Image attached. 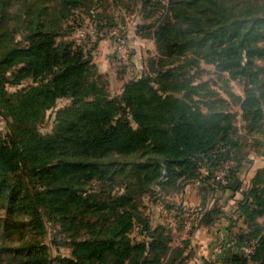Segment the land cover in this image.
Returning <instances> with one entry per match:
<instances>
[{"label":"trees","instance_id":"obj_1","mask_svg":"<svg viewBox=\"0 0 264 264\" xmlns=\"http://www.w3.org/2000/svg\"><path fill=\"white\" fill-rule=\"evenodd\" d=\"M135 1L151 21L140 29L158 56L112 95L95 47L68 39L80 25L78 11L96 17L97 0H0V116L7 127L0 133V264H187L190 242L176 245L168 224L143 218L135 193L159 188L165 197L197 180L210 204L200 223L236 216L247 226L232 236L237 247L253 249H226L218 263L264 264V167L247 188L241 179L245 147L264 136V0ZM189 55L191 64H214L243 82L244 95L227 91L240 113L215 91L195 98L205 83L175 66ZM62 98L69 104L57 111L52 133H42L40 123ZM228 161L234 165L223 187L213 179ZM117 175L125 179L122 192L115 191ZM60 247L70 255H54Z\"/></svg>","mask_w":264,"mask_h":264},{"label":"rangeland","instance_id":"obj_2","mask_svg":"<svg viewBox=\"0 0 264 264\" xmlns=\"http://www.w3.org/2000/svg\"><path fill=\"white\" fill-rule=\"evenodd\" d=\"M77 14L80 16L78 17L80 25L68 39L75 41L79 45H86L87 49L95 47L93 49L94 62L103 79L107 81L108 91L112 95L122 93L123 86L127 81L140 77L148 70L149 57L158 56L154 40L144 36L148 30L140 29V26L148 25L151 21L143 18L139 2L137 3L135 0H97L94 10L96 17L94 19L85 13H79V11ZM75 24L77 25V22ZM99 25H102L103 29L98 30ZM122 48L124 50L123 53L121 52ZM190 57L191 55L182 57L181 61L177 62L175 66L183 65V74L187 78H192L195 84L205 83L204 89L207 92L200 91V94H196L195 98L198 100L202 99L201 95L207 97L209 91H215L217 93L216 96L223 97L230 102L233 111L240 113L238 106L234 105L232 107L233 100L229 97L227 91L244 95L245 86L243 82L231 79L228 73L221 72L214 64L206 63L202 60L191 64ZM29 84L28 80L19 86L8 85V88L9 90L17 91L27 87ZM69 102L70 100L66 98L59 99L56 106L47 111L46 118L39 125L42 133H52L57 111L69 104ZM237 125L241 128V131H244L243 126L245 124L241 117L238 118ZM6 131V122L0 116V133L5 134ZM251 139L252 143L250 142L245 147V151L249 153V161H253V158L257 157V155H264V136L257 135ZM253 163L249 162L244 170H249ZM251 178L246 173L241 175L243 189L247 188ZM124 181L125 179L122 175L116 176V192L124 190ZM94 186L98 187V183H95ZM187 187L193 191L200 189V187L194 186L191 182L185 187L183 193L171 192L165 197L160 196L159 188H156L157 191L153 195L136 192V197L142 203L143 218L158 219V221L163 222L158 223L164 227L168 223H174L175 219H182L181 221L188 219L189 217L186 216V213H198L199 207H203L205 204L206 194L204 191L200 192L202 202L198 205L191 204L189 200L186 201ZM238 195V198L228 200L225 207L227 214L232 213L236 199L241 198ZM224 202L225 200L219 201L221 204H224ZM199 213L201 215V212ZM239 227L237 225V228ZM137 233L138 231L135 230L133 235H137ZM238 234H242L241 231ZM52 252L54 255L69 256L71 250L60 247L54 248Z\"/></svg>","mask_w":264,"mask_h":264},{"label":"crops","instance_id":"obj_3","mask_svg":"<svg viewBox=\"0 0 264 264\" xmlns=\"http://www.w3.org/2000/svg\"><path fill=\"white\" fill-rule=\"evenodd\" d=\"M249 162L254 163L251 164L249 170H242L241 175L246 173L252 177L257 169L264 167V155H257V157L253 158V161L251 160ZM193 185L196 187H200L195 183H193ZM248 186L249 184L247 185V187ZM200 192H202L200 189L197 191H193L189 190L187 187L186 201L189 200L191 204L198 205L200 202H202ZM207 198L210 199L208 196ZM236 198L238 197L236 196ZM181 220L182 219H175L174 223H168V225L173 229L174 241L176 245H181V243L186 240L190 242V247L186 252L188 257L187 264H219V256H215L213 252V246L216 241L217 232L219 230H225L228 234L237 236L241 227L243 229L247 228L242 220L237 219L236 216H234V222L228 218L223 217L212 226L202 225L200 223V220L198 219H183V221ZM153 221L155 223H163L162 221H158V219H153ZM237 225L240 227L237 228ZM177 233H179V235H177Z\"/></svg>","mask_w":264,"mask_h":264},{"label":"built area","instance_id":"obj_4","mask_svg":"<svg viewBox=\"0 0 264 264\" xmlns=\"http://www.w3.org/2000/svg\"><path fill=\"white\" fill-rule=\"evenodd\" d=\"M122 53L124 52L123 48H122ZM234 165V161H228L226 163H224L219 170L217 171V173L215 174V177L213 179V181L220 186H228L230 184V179H229V172L231 170V168ZM195 184L197 186L201 185V181L197 180L195 182ZM209 202L204 205L203 207H199L198 213L202 212L204 210H206L209 207ZM198 213H187V217L191 218H198L200 216V213L198 215ZM188 218V219H189ZM238 245V243L236 242V240L234 239V237H232V235L228 234L225 230H219L217 232V236H216V241L215 244L213 246V252L215 256H220L222 255V253L226 250V249H232V248H236ZM237 250H240L242 252H244L245 254H251L253 249L249 244H239V246L236 248Z\"/></svg>","mask_w":264,"mask_h":264},{"label":"water","instance_id":"obj_5","mask_svg":"<svg viewBox=\"0 0 264 264\" xmlns=\"http://www.w3.org/2000/svg\"><path fill=\"white\" fill-rule=\"evenodd\" d=\"M239 184H240V182H239L238 180H235V181L232 183V185H231L232 189H233V190H237L238 187H239Z\"/></svg>","mask_w":264,"mask_h":264}]
</instances>
